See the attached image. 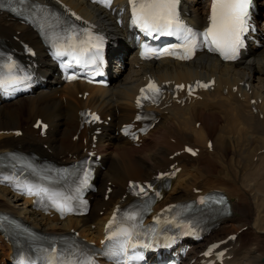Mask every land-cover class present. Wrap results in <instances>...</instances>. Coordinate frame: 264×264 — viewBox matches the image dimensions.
Segmentation results:
<instances>
[{
  "label": "bare ground",
  "instance_id": "bare-ground-1",
  "mask_svg": "<svg viewBox=\"0 0 264 264\" xmlns=\"http://www.w3.org/2000/svg\"><path fill=\"white\" fill-rule=\"evenodd\" d=\"M65 1L89 19L96 15L99 24L108 30L113 43L118 46L116 57L108 68L110 87L91 88L82 83L59 87L47 58L38 51L40 71L50 76V82L35 95L0 105V153L18 149L36 150L55 161L80 156L84 147L80 139L88 140L84 130L78 133L80 113L96 109L106 121L110 118L108 126L103 125V134L97 144L105 167L97 175L98 192L86 217L59 222L55 217L50 219L32 212L30 201H22L0 188V212L22 217L30 226L43 232L67 233L76 230L87 240L98 242L102 237L103 224L109 219L114 206L129 201L125 192L128 181L149 179L159 169L178 161L182 170L160 207L196 198L198 190L203 191L202 194L212 189L222 190L229 198L232 215L218 221L220 228L215 235L226 237L246 226L252 227V230L247 228L244 235L264 234V42L262 48L250 50L249 55L235 65L220 64L204 55L186 65L171 61L141 63L124 25L118 27L110 11L90 7L79 0ZM207 1L184 0L185 10L194 21H203ZM258 10L260 17H264V0ZM5 16L0 15L1 38L13 46L18 43L16 39L36 44L31 30L9 21ZM148 74L159 83L166 84V89H170L172 83L186 84L212 77L217 88L203 92L201 99L187 102L184 106L172 103L168 108L158 109L160 122L145 138L141 148H135L116 131L134 117V99ZM85 92L89 95L83 98ZM252 106L257 113L252 112ZM37 118L49 124L47 138L39 136L38 131L31 127ZM197 123H200L198 127ZM19 128L22 129V136L16 137L12 132ZM160 134L162 141L151 142ZM77 135L79 141L74 142L73 137ZM169 138L175 141L169 143ZM209 141L212 149L207 145ZM188 145L200 149L197 158L182 154L171 160L174 153ZM108 183L112 192L109 199H105ZM242 238L243 235H239L236 244ZM236 244L229 252L233 258L227 264L236 262L234 260L242 249H247L249 245L237 249ZM199 248L202 249L201 245ZM12 251V246L0 236V264H8ZM261 256H264V250ZM247 263L264 264L261 257L256 256Z\"/></svg>",
  "mask_w": 264,
  "mask_h": 264
},
{
  "label": "snow or ice",
  "instance_id": "snow-or-ice-1",
  "mask_svg": "<svg viewBox=\"0 0 264 264\" xmlns=\"http://www.w3.org/2000/svg\"><path fill=\"white\" fill-rule=\"evenodd\" d=\"M100 2L105 3V6H111V0H100ZM130 2L133 6L134 23L140 25L149 35L153 33L175 35L183 41L185 54L178 56L179 59L191 58V53L198 46V38H200L201 44L206 43L210 51H219L225 59H235L237 50L243 46L241 37L242 33L246 30V19L250 0H213L211 15L209 17L211 25L203 33H194L180 21L177 12L179 0H130ZM75 35H69L66 39L71 41ZM89 38L90 40H99L98 37H91L90 34ZM99 47V43L92 44L96 55H99ZM149 51L153 50L146 47L144 53L145 58H149L147 56V52ZM163 53L174 54L168 49H164ZM57 54L60 55L62 53L58 52ZM154 54L159 56L161 53L154 52ZM79 62L77 60V63ZM201 86L208 87L206 84ZM179 87H183V85ZM141 92L148 93L144 95V99H151L155 102V98L160 94V87L155 81H152ZM137 103L139 105L140 100ZM93 118L98 119V117ZM188 151L192 150L188 149ZM28 191L31 194V188ZM40 191L46 192L45 189H41ZM140 191H143V188ZM54 203H57V206L62 212L65 211L63 204H59L56 201ZM67 211H71V209L68 208ZM50 264H56V262L50 261ZM60 264H94V261H83L79 259L71 261L65 259Z\"/></svg>",
  "mask_w": 264,
  "mask_h": 264
},
{
  "label": "rangeland",
  "instance_id": "rangeland-1",
  "mask_svg": "<svg viewBox=\"0 0 264 264\" xmlns=\"http://www.w3.org/2000/svg\"><path fill=\"white\" fill-rule=\"evenodd\" d=\"M36 94V93H35ZM35 94H33V95H35ZM23 100V99H22ZM25 128H27V126L25 127ZM160 137V138H159ZM163 136H162V134H160V135H157V137L155 138V139H157V140H152L151 142H159V141H162L163 140V138H162ZM173 138L172 139H169V142H173ZM247 227V226H246ZM246 227H244V228H246ZM249 230H252V227L251 228H249V227H247ZM248 229H246V231H243L241 234H240V236L241 235H243V243L239 246V247H237V245H238V243L236 244V247H237V249H241L243 246H245L246 244L248 245V248L246 249V248H243L244 250L242 251L243 252V254L242 255H244V256H242V258H245L246 259V263L245 264H248L247 262H248V260H250V258L251 257H254V256H256V257H261V261H262V263H264V256L262 257L261 256V253L263 252V250H264V234H261V233H258L257 235H255V234H253V233H249V234H246V235H244V232H247V230ZM220 236L221 235H214V237L213 238H219V240H220ZM261 236H263V237H261ZM261 237V238H260ZM223 238H226V237H224V235L223 236H221V240L223 239ZM263 238V239H262ZM242 241V240H241ZM247 242V243H246ZM201 245V247L203 248V244H200ZM200 245H197L196 246V253L195 254H197V255H199L200 254V252H202V249L201 248H199V246ZM242 246V247H241ZM199 248V249H198ZM199 250V252H198V250ZM242 252H240V254L242 253ZM246 252V253H245ZM196 255V256H197ZM195 256V255H194ZM235 263V262H234ZM233 264V263H232Z\"/></svg>",
  "mask_w": 264,
  "mask_h": 264
}]
</instances>
